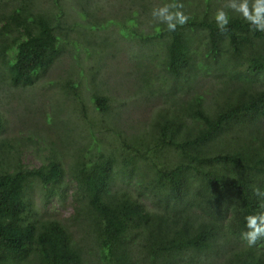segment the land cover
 <instances>
[{
  "label": "trees",
  "instance_id": "trees-1",
  "mask_svg": "<svg viewBox=\"0 0 264 264\" xmlns=\"http://www.w3.org/2000/svg\"><path fill=\"white\" fill-rule=\"evenodd\" d=\"M19 1L0 18L2 80L30 87L80 53L60 88L75 123L53 133L72 157L75 206L58 221L32 198L36 183L44 203L66 198L53 140L40 167L0 161V264H264V0H124L121 18L119 0H74L100 16L73 41L62 0L48 16ZM126 84L135 101L115 97ZM158 92L148 123L121 127L119 109Z\"/></svg>",
  "mask_w": 264,
  "mask_h": 264
},
{
  "label": "rangeland",
  "instance_id": "rangeland-1",
  "mask_svg": "<svg viewBox=\"0 0 264 264\" xmlns=\"http://www.w3.org/2000/svg\"><path fill=\"white\" fill-rule=\"evenodd\" d=\"M50 1L51 0H30L27 5L32 6V11L38 12V14L45 13V15L48 16ZM95 1L97 3L98 0ZM19 3V0H0V18L6 16L7 13L11 11V8L18 7ZM111 3L112 2H110V4ZM127 3L124 4V0H119L116 7L121 5V9H119L118 12L114 11L115 17L118 16L121 18L122 15L126 13L129 8ZM60 4L63 7L61 10L65 12H60V23H69L71 21L77 23L75 24L76 32H70L66 35L69 39L64 35L60 36L61 43L65 45V47L68 46L71 48V43H67L68 40L73 41L72 38L76 34L82 33L87 28L85 22L96 20L100 14H97L94 19L88 16L83 18L80 16L79 12H77L78 8L74 6V0H62ZM109 11H111V9L106 8L102 15L104 19L107 18L106 20L114 18L112 16L110 17ZM52 14H54V12H52ZM3 25V20H0V28ZM9 25L11 29L14 28V23ZM61 27L64 28L62 25ZM109 30L112 29L108 28L105 33H108ZM66 31L67 30H64L62 32L65 34ZM14 35L13 32L7 34L8 45L11 44ZM74 51V55H80L79 52L76 50ZM74 55H70L69 57L67 52L63 53L58 60H55L51 68L46 73L41 74L35 84L30 87H13L8 80H2L0 76V113L4 117L5 122L4 128L0 130V157L4 158L3 160L0 158L1 164H6L8 160L14 163L13 156L19 154L20 165L28 169L40 167L46 164V157L49 155L48 151H45L43 147L48 146L49 140H53L54 143L57 144L55 150L59 154L58 156L62 161L65 171L61 188L67 189L66 198L64 201L59 202L56 200V197H51L49 202L44 203L42 201L44 190L37 183L34 185L31 192L32 198L36 202V209H39L42 214L46 213L47 216L58 221H65L64 219L73 213V207L75 206L71 197L72 184H69L72 157L68 151L58 144L59 135L53 134L54 130L60 125L59 121L65 119V121L68 120L72 125L75 123L76 114L71 110L73 106L72 101L69 99L66 100L60 90L61 83L71 77L68 75L67 70L72 63L71 59L74 58ZM151 61L148 56L144 58L145 63H154V61ZM3 69L4 67L0 61V73H3ZM124 88L125 90L120 91L121 93L117 91L115 97H126L128 101H135V97L132 95L134 86L132 84H126ZM206 88H210V84H208ZM125 93L128 95L130 94L133 98H131L130 95L126 96ZM162 97L163 94L158 92L156 98L153 99L148 106L139 105V107H137V105L134 106V102H132L126 109L122 111L119 109L118 111L121 115L119 124L121 127L130 130L129 128L132 126L142 127V124L148 123L152 118V114L155 113L153 108L161 106ZM46 119H48V121ZM100 135L102 134L99 133V131L95 132L94 138L98 139ZM26 137H32L34 140L26 141ZM146 203L149 204L148 201H146ZM94 264H97V259ZM102 264L109 263L103 262Z\"/></svg>",
  "mask_w": 264,
  "mask_h": 264
},
{
  "label": "clouds",
  "instance_id": "clouds-1",
  "mask_svg": "<svg viewBox=\"0 0 264 264\" xmlns=\"http://www.w3.org/2000/svg\"><path fill=\"white\" fill-rule=\"evenodd\" d=\"M38 77H39V75H38ZM34 84H35V82H34ZM34 84H33V85H34Z\"/></svg>",
  "mask_w": 264,
  "mask_h": 264
}]
</instances>
